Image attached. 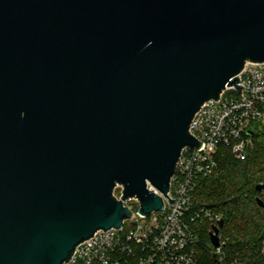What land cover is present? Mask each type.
I'll use <instances>...</instances> for the list:
<instances>
[{"label": "water", "instance_id": "obj_1", "mask_svg": "<svg viewBox=\"0 0 264 264\" xmlns=\"http://www.w3.org/2000/svg\"><path fill=\"white\" fill-rule=\"evenodd\" d=\"M247 62L264 0H0V264H64L131 217L124 200L176 203L194 116L241 92Z\"/></svg>", "mask_w": 264, "mask_h": 264}, {"label": "built area", "instance_id": "obj_2", "mask_svg": "<svg viewBox=\"0 0 264 264\" xmlns=\"http://www.w3.org/2000/svg\"><path fill=\"white\" fill-rule=\"evenodd\" d=\"M238 78L241 92L227 87L219 101L206 102L192 120L189 132L204 145L182 150L168 194L176 203L163 196L164 209L143 216L138 198L124 200L131 217L120 228L96 232L64 264H204L199 226H218L222 216L197 204V181L219 172L220 146L247 161L255 150V136L264 133V63L247 62ZM123 191L117 185L114 197L122 201ZM222 246L221 241L215 249L221 260Z\"/></svg>", "mask_w": 264, "mask_h": 264}, {"label": "trees", "instance_id": "obj_3", "mask_svg": "<svg viewBox=\"0 0 264 264\" xmlns=\"http://www.w3.org/2000/svg\"><path fill=\"white\" fill-rule=\"evenodd\" d=\"M255 150L247 161L237 160L231 149L220 146L219 172L198 179L195 196L200 207L212 209L225 221L220 231L222 258L215 259L211 243L212 225H200L204 264H264V133L254 139Z\"/></svg>", "mask_w": 264, "mask_h": 264}, {"label": "rangeland", "instance_id": "obj_4", "mask_svg": "<svg viewBox=\"0 0 264 264\" xmlns=\"http://www.w3.org/2000/svg\"><path fill=\"white\" fill-rule=\"evenodd\" d=\"M262 247H263V248L261 249V251H262V253H264V244L262 245Z\"/></svg>", "mask_w": 264, "mask_h": 264}]
</instances>
